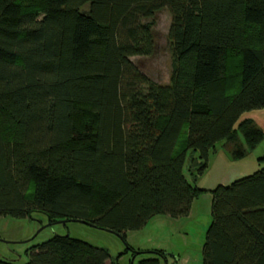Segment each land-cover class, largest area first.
<instances>
[{
  "label": "trees",
  "instance_id": "1",
  "mask_svg": "<svg viewBox=\"0 0 264 264\" xmlns=\"http://www.w3.org/2000/svg\"><path fill=\"white\" fill-rule=\"evenodd\" d=\"M162 10L173 73L157 87L130 59L152 56L143 21ZM256 110L264 0H0V217L39 213L123 241L155 217H187L203 192L186 179L188 155L202 177L217 145L240 135L232 158H244L264 141L252 121L239 123ZM211 195L202 264H264V168ZM29 258L114 264L68 237Z\"/></svg>",
  "mask_w": 264,
  "mask_h": 264
},
{
  "label": "rangeland",
  "instance_id": "2",
  "mask_svg": "<svg viewBox=\"0 0 264 264\" xmlns=\"http://www.w3.org/2000/svg\"><path fill=\"white\" fill-rule=\"evenodd\" d=\"M88 8L89 5H86L82 13L87 14ZM171 22V16L166 10L143 21V25H146L153 35L154 52L148 58L130 59L138 71L148 78L149 83L157 87L169 86L172 78L173 56L169 39ZM252 118L264 121V110L245 113L239 123L251 121ZM225 145H217L218 155L210 156L208 169L202 177L198 175L196 167L191 171L190 166L191 157L198 159V154L188 155L184 168L186 179L193 189L203 192L194 197L187 217H155L143 229L128 232L125 241L112 233L80 222H49L39 213L27 219L0 217V261L27 264L32 248L54 237H68L107 251L114 264H140L153 258V254H159L154 258L158 264H202L205 235L212 222L211 192L220 185L219 178L224 174L221 166L223 167L226 163L224 161L230 158V147ZM254 150L245 157L246 162L261 158V154H264V142ZM239 169L234 168V172L230 174L231 178H235L234 175ZM137 253L140 254L136 255Z\"/></svg>",
  "mask_w": 264,
  "mask_h": 264
},
{
  "label": "crops",
  "instance_id": "3",
  "mask_svg": "<svg viewBox=\"0 0 264 264\" xmlns=\"http://www.w3.org/2000/svg\"><path fill=\"white\" fill-rule=\"evenodd\" d=\"M251 121L259 130L264 132V121H260V120H257L255 118H252ZM262 142H264V141H262ZM261 143L255 148V150L257 148H259ZM224 144H226L225 146L230 147V150L228 153L230 158L227 159V161H224L226 163L224 164L223 167L221 166L222 172L224 174L219 178L220 185L227 186L228 184H232L233 182L237 181L236 179L239 180L242 178H246L248 176L253 175L257 171H259L261 168H264V154H261L262 155L261 158L252 159L249 162H246L244 159L250 152L242 159L233 160L232 155L234 154V150H236L235 148L236 147H241V148L245 147L244 140H243L242 136L238 135L237 142L226 141V142H224ZM217 153L218 152L216 151V153H215L216 156L218 155ZM259 160H262V161L259 162ZM236 167H238L240 169L236 171V174L234 175L235 178H231L230 174L232 172H234V168H236ZM106 264H110V262H107Z\"/></svg>",
  "mask_w": 264,
  "mask_h": 264
}]
</instances>
